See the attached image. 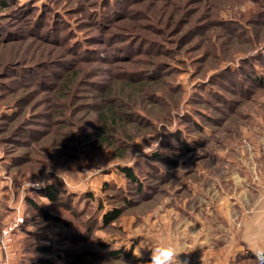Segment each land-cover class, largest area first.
I'll use <instances>...</instances> for the list:
<instances>
[{"label": "rangeland", "instance_id": "obj_1", "mask_svg": "<svg viewBox=\"0 0 264 264\" xmlns=\"http://www.w3.org/2000/svg\"><path fill=\"white\" fill-rule=\"evenodd\" d=\"M7 3L0 236L25 217L9 264H47L36 248L49 244L60 254L51 264L150 259L189 224L198 189L230 190L248 213L261 211L264 247V0ZM107 88L119 99L117 131L93 138ZM52 185L63 192L55 202Z\"/></svg>", "mask_w": 264, "mask_h": 264}, {"label": "crops", "instance_id": "obj_2", "mask_svg": "<svg viewBox=\"0 0 264 264\" xmlns=\"http://www.w3.org/2000/svg\"><path fill=\"white\" fill-rule=\"evenodd\" d=\"M195 193L189 224L174 233V245L183 252L179 258L188 264H255L253 248L263 245L262 212L248 213L245 203L231 199L230 190Z\"/></svg>", "mask_w": 264, "mask_h": 264}, {"label": "trees", "instance_id": "obj_3", "mask_svg": "<svg viewBox=\"0 0 264 264\" xmlns=\"http://www.w3.org/2000/svg\"><path fill=\"white\" fill-rule=\"evenodd\" d=\"M14 0H0V4L2 6H6L8 3L7 2H13ZM233 83H238V85H240V92H242V86L240 84V81L237 79V81L233 80ZM61 90L60 93L61 94H68L69 91L72 88V85L69 83H66L65 85H63V83L60 84ZM105 94H108L106 98H103L104 100V107H102L101 110H99V115L97 117L98 123H99V128L98 130H96L93 133V138H97L102 134L106 135V138H109V132L110 130H114L117 131V128L115 127V124L117 123V114L118 112L120 113L121 111H119L117 109V107H115V100H119L117 97L114 98V96L116 95V91H113L111 88H107L105 91ZM114 94V95H113ZM113 98V99H112ZM113 103V105H112ZM102 112V113H101ZM188 151H190L191 149L189 147L186 148ZM123 171L126 173V176L131 180V181H137L136 180V176L133 173V170H131L130 168H123ZM63 192H61V190L56 187V186H51L47 192H46V197L50 199V201H57L59 200V196L62 194ZM39 209V208H38ZM37 209V210H38ZM44 218L46 219H51V220H56L55 218H53L51 215L47 214L44 211H40ZM122 214L121 210L115 209L112 212H110L109 214H107L104 218H105V223L109 224L112 223L113 221H115L116 219H118ZM37 253H39L41 255V257L43 258L41 260V262L43 263H53V262H57L60 259V254L58 252V250L56 249V247L53 244H49V245H43V246H38L36 248ZM44 255H52L50 258H44ZM130 254H122L119 252H116L115 250H110L109 252V256H111V258L114 259H118L119 257H123L127 260L131 259V256H129ZM131 264H150V259H132L131 260Z\"/></svg>", "mask_w": 264, "mask_h": 264}, {"label": "clouds", "instance_id": "obj_4", "mask_svg": "<svg viewBox=\"0 0 264 264\" xmlns=\"http://www.w3.org/2000/svg\"><path fill=\"white\" fill-rule=\"evenodd\" d=\"M159 147V141L153 140L150 146L142 145L144 154L152 152L155 148ZM139 156L137 154L135 157ZM255 255V264H264V247L256 246L253 248ZM183 252L173 244L156 246L151 249L150 264H188L187 260H181L179 257Z\"/></svg>", "mask_w": 264, "mask_h": 264}, {"label": "built area", "instance_id": "obj_5", "mask_svg": "<svg viewBox=\"0 0 264 264\" xmlns=\"http://www.w3.org/2000/svg\"><path fill=\"white\" fill-rule=\"evenodd\" d=\"M25 224V217L23 214H17L9 221L1 230L0 236V250L5 255V261L1 264H9L10 256H13L15 252L11 250L15 242L16 234L22 229Z\"/></svg>", "mask_w": 264, "mask_h": 264}]
</instances>
